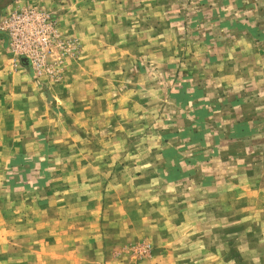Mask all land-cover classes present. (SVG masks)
<instances>
[{"label": "rangeland", "instance_id": "rangeland-1", "mask_svg": "<svg viewBox=\"0 0 264 264\" xmlns=\"http://www.w3.org/2000/svg\"><path fill=\"white\" fill-rule=\"evenodd\" d=\"M162 1L138 44L56 14L40 68L0 31L46 101L0 124V264H264V0Z\"/></svg>", "mask_w": 264, "mask_h": 264}, {"label": "crops", "instance_id": "crops-1", "mask_svg": "<svg viewBox=\"0 0 264 264\" xmlns=\"http://www.w3.org/2000/svg\"><path fill=\"white\" fill-rule=\"evenodd\" d=\"M36 2L58 14L60 33L78 39L84 45V50L101 44H138L140 25L148 28L151 24V29H155V24L157 28L161 26V17L147 16L148 13L164 14L171 11L180 12L181 9L176 2L170 1L165 4L162 0H144V2L142 0H36ZM168 24L171 25V22L168 21ZM2 38L3 36L0 35V124L27 126L36 123L33 120L36 115L34 114V118L33 115L29 116L28 108H36V113L39 106L44 109L46 104L44 86L30 80L31 74L26 66L16 70L11 67V57L4 49ZM37 87H41V90ZM75 88L70 91L73 93ZM54 98L58 101L59 95H54ZM72 104H75V100H72ZM29 118L32 120H28Z\"/></svg>", "mask_w": 264, "mask_h": 264}, {"label": "built area", "instance_id": "built-area-1", "mask_svg": "<svg viewBox=\"0 0 264 264\" xmlns=\"http://www.w3.org/2000/svg\"><path fill=\"white\" fill-rule=\"evenodd\" d=\"M56 14L39 7H23L1 18L0 31L16 56L40 68L52 45L58 44Z\"/></svg>", "mask_w": 264, "mask_h": 264}, {"label": "trees", "instance_id": "trees-1", "mask_svg": "<svg viewBox=\"0 0 264 264\" xmlns=\"http://www.w3.org/2000/svg\"><path fill=\"white\" fill-rule=\"evenodd\" d=\"M15 0H0V15L2 11L8 7L11 3H13Z\"/></svg>", "mask_w": 264, "mask_h": 264}, {"label": "water", "instance_id": "water-1", "mask_svg": "<svg viewBox=\"0 0 264 264\" xmlns=\"http://www.w3.org/2000/svg\"><path fill=\"white\" fill-rule=\"evenodd\" d=\"M24 61V60H23ZM25 62V61H24Z\"/></svg>", "mask_w": 264, "mask_h": 264}]
</instances>
